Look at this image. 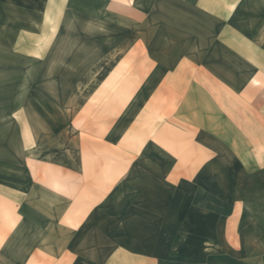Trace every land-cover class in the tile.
I'll return each instance as SVG.
<instances>
[{"label": "crops", "instance_id": "0c3cea01", "mask_svg": "<svg viewBox=\"0 0 264 264\" xmlns=\"http://www.w3.org/2000/svg\"><path fill=\"white\" fill-rule=\"evenodd\" d=\"M0 264H264V0H0Z\"/></svg>", "mask_w": 264, "mask_h": 264}]
</instances>
